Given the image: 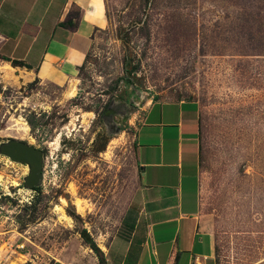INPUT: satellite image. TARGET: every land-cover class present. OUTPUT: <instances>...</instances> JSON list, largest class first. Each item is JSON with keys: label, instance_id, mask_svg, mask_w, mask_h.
Returning <instances> with one entry per match:
<instances>
[{"label": "rangeland", "instance_id": "1", "mask_svg": "<svg viewBox=\"0 0 264 264\" xmlns=\"http://www.w3.org/2000/svg\"><path fill=\"white\" fill-rule=\"evenodd\" d=\"M109 26L64 86L0 59V144L44 153V178L0 155V264H98L139 185L146 113L198 115L200 216L215 264H264V0H106ZM128 60V61H127ZM136 80L128 84L125 64ZM138 141V146H137ZM175 143V137L171 139Z\"/></svg>", "mask_w": 264, "mask_h": 264}, {"label": "crops", "instance_id": "2", "mask_svg": "<svg viewBox=\"0 0 264 264\" xmlns=\"http://www.w3.org/2000/svg\"><path fill=\"white\" fill-rule=\"evenodd\" d=\"M68 21L75 27L63 25ZM108 26L106 0H0V56L61 87L77 77L97 32ZM163 104L179 105V119L153 115L156 104L146 113L138 130L147 138L139 185L98 264H215L217 242L200 216L197 107L192 103L196 114L189 122L181 110L187 102Z\"/></svg>", "mask_w": 264, "mask_h": 264}, {"label": "water", "instance_id": "3", "mask_svg": "<svg viewBox=\"0 0 264 264\" xmlns=\"http://www.w3.org/2000/svg\"><path fill=\"white\" fill-rule=\"evenodd\" d=\"M0 155L28 167L29 172L24 179L25 189L34 190L40 187L44 178V153L42 150L18 140H10L0 144Z\"/></svg>", "mask_w": 264, "mask_h": 264}, {"label": "trees", "instance_id": "4", "mask_svg": "<svg viewBox=\"0 0 264 264\" xmlns=\"http://www.w3.org/2000/svg\"><path fill=\"white\" fill-rule=\"evenodd\" d=\"M64 26H70V27H75V25L73 23H70V21L67 22V24H63ZM0 59H3L6 62H10L14 67H25V68H30L28 65H26L24 62L21 61H17V60H11L10 58L7 57H1ZM128 61V60H127ZM126 61L125 64V72H126V79H124L126 82H128V84H133V80H136V77H134L133 73H135L134 68L129 67L130 63ZM81 236L84 239V241L86 242V244L88 245V247H90L98 256H100V262L102 263V252L99 248V246L97 245V243L91 238V236L89 235V233L87 232V230H83L81 232Z\"/></svg>", "mask_w": 264, "mask_h": 264}, {"label": "bare ground", "instance_id": "5", "mask_svg": "<svg viewBox=\"0 0 264 264\" xmlns=\"http://www.w3.org/2000/svg\"><path fill=\"white\" fill-rule=\"evenodd\" d=\"M0 181H1V177H0Z\"/></svg>", "mask_w": 264, "mask_h": 264}]
</instances>
